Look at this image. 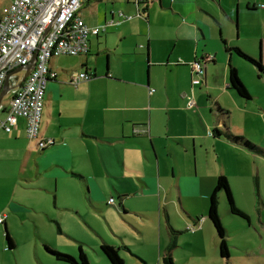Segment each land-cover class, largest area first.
Instances as JSON below:
<instances>
[{"label":"crops","instance_id":"obj_1","mask_svg":"<svg viewBox=\"0 0 264 264\" xmlns=\"http://www.w3.org/2000/svg\"><path fill=\"white\" fill-rule=\"evenodd\" d=\"M12 2L0 9V16ZM263 4L264 0L85 2L78 15L104 31L90 36L88 53L75 55L78 66L63 69L56 61L60 56L49 61L58 76L46 88L39 139L53 143L39 148L38 141L27 136V118L22 116L10 132L0 134V158L14 162L19 174L13 186L16 201L6 206L22 211L34 190L54 192L55 204L61 192L72 193L75 202L104 207L105 216L118 211L125 225L139 230L138 242L150 236L152 252L146 253V264H162L174 231L177 245L171 253L176 264L224 263L208 216L210 196L218 177L225 174L236 198L234 182H242L246 174L230 162L229 153H252L231 143L224 133L228 128L235 133L254 131L256 120H264V90H250V104L229 87L230 60L249 89L256 79L242 74L243 60L227 48L240 46L264 64ZM258 41L260 53L250 45ZM209 55L214 59L205 65L202 84L193 85L191 63ZM77 72L95 76L75 85L71 77ZM258 78L264 80V75L259 72ZM72 98L78 104L70 105ZM197 198L202 199L200 209L193 206ZM172 208L180 214L182 209L196 225L185 226L195 251L184 261L176 255L183 231L172 219ZM3 217L7 227L6 214ZM144 225L154 232L144 233ZM121 239L119 253L124 250L145 262L127 237Z\"/></svg>","mask_w":264,"mask_h":264},{"label":"rangeland","instance_id":"obj_2","mask_svg":"<svg viewBox=\"0 0 264 264\" xmlns=\"http://www.w3.org/2000/svg\"><path fill=\"white\" fill-rule=\"evenodd\" d=\"M9 1L0 0V9ZM250 45H252V51L260 53L262 49L260 41L252 42ZM243 50L253 56L244 48ZM78 59L76 56L56 57L57 63L63 69H72L78 66ZM241 59L243 60L242 74L247 76L248 79L253 78V76L256 79L252 82L251 88H247L252 93L256 91L263 92L264 80L258 78V73L264 75V71L259 70L258 67L242 57ZM10 98L11 94L9 93L3 98L0 120L6 117L4 108L9 104ZM72 99V102L69 101L70 105L78 104V99ZM253 100H248V102L253 104ZM254 126V131L246 128V133H235V131L234 133L244 135L251 142L264 148V120H256ZM3 132L5 131L0 129V134ZM230 148H232V145H230ZM242 152L234 153L231 151L229 159L231 163L237 164V169L243 175L246 174L242 182H234L235 201L249 215L251 221L248 218L231 214L226 194L224 192L220 194L219 210L221 219L223 225L230 230L229 234L231 235L228 237L231 240L229 242L230 257L225 259L222 264H264V156L255 153L256 157L253 153L249 156L247 153ZM237 156L238 158H235ZM250 160L255 164L251 163ZM257 167H260L259 175ZM18 175L17 165L14 162L0 158V214L1 216L6 214L7 230L16 244L14 249L8 248L5 223L0 224V264H70L57 259L50 250L79 257L80 245L83 246L92 264H112L101 251L100 245L104 240L110 245L119 247L124 243L121 235L129 239L134 251L143 253L145 257L144 262L138 257L121 250L120 255L122 253L125 256L124 258L121 255L124 260H127V262L125 261L126 264H146V259H148L146 253L152 252L148 247L150 236L146 238L144 243L138 242L137 240L140 239L139 230L125 225L122 215L118 211L116 212L117 215L107 213V216H105L104 207L93 206L89 201L84 202L81 199L75 202L74 200L77 198L74 199L73 194L68 192L59 194L57 204L60 205H57L54 202V192L48 190L31 191L30 195L26 197L28 204L23 205L25 209L22 211H14L6 206L10 200L14 199L13 186L16 180L15 176ZM115 198L117 199L116 195ZM201 202L202 199L197 198L193 201V206L200 209ZM181 211L184 216L182 212L180 214L172 208L171 215L180 227L178 230L183 231L178 240L176 255L180 261H184L189 259L195 251L191 245L192 235L190 231L185 229V226L187 223L191 224L188 226L190 229L195 224L182 209ZM57 223L61 226L62 232ZM148 232H154V230H150L147 225H144V233ZM129 256L132 259H129ZM157 261L158 259L155 260V262Z\"/></svg>","mask_w":264,"mask_h":264},{"label":"built area","instance_id":"obj_3","mask_svg":"<svg viewBox=\"0 0 264 264\" xmlns=\"http://www.w3.org/2000/svg\"><path fill=\"white\" fill-rule=\"evenodd\" d=\"M87 1L90 0H13L0 16V95L8 78L7 94H11L0 129L10 132L18 123V117H25L27 136L37 140L41 149L53 143V140L39 139L46 88L48 82L58 76L49 66L50 59L88 53L90 36L104 31L101 26H90L78 15ZM208 58L211 60L213 56ZM32 61L34 65L22 81L25 71L14 70ZM193 67L202 74L199 62H193ZM92 77L93 73L77 72L71 77V83L77 85ZM200 81V78L194 79V83ZM114 202V198L108 200L109 204ZM3 222L2 216L0 223Z\"/></svg>","mask_w":264,"mask_h":264},{"label":"trees","instance_id":"obj_4","mask_svg":"<svg viewBox=\"0 0 264 264\" xmlns=\"http://www.w3.org/2000/svg\"><path fill=\"white\" fill-rule=\"evenodd\" d=\"M227 51L229 52V54H232L233 52L237 53L240 57H242L249 63L253 64L254 66L258 67L259 70L264 71V65H263L262 59L250 56L241 47L230 46L229 48H227ZM208 57L209 56H205V57H202L201 60L196 59L194 61V62H199L201 64L202 74L200 75L197 73V70H195V68L193 67V62L191 63V68L193 71L191 82L193 85L202 84L203 82L202 79L205 77V72H206L205 65L214 59L213 57L211 60H209ZM228 66H229V84H230L229 87L233 89L239 96L247 100H251L252 95L249 89L247 88V86L242 81L238 68L231 62V60L229 61ZM93 76H95V73H93ZM197 78L201 79L200 83H194V79H197ZM227 112L229 113V111ZM215 132H219V130L216 129ZM224 135L228 138V140L231 143L235 145L243 146L245 149H247L248 151L252 153L264 155V148L261 147L260 145H257L251 142L244 135L235 134L230 128L226 129V132L224 133ZM222 192L226 194L228 207H229V211L231 214L237 215L243 218H248L249 216L244 210H242L236 204L229 179L225 174H221L218 177L216 186L210 196L208 216L211 219L212 223L214 224L215 229L220 239V255L225 259H229L230 249H229L228 234H227L225 226L223 225L220 212H219V200H220L219 196ZM5 229H6L5 233H6L8 248L14 249L16 247L15 241L10 236L7 230V227H5ZM59 229L61 231L60 226H59ZM177 234L178 233L174 231L173 234L171 235L170 244L168 246V252L165 256H163L162 264H176L171 251L177 245ZM125 248L127 247L125 246ZM100 249L107 256V258L111 261L112 264H126L125 260L119 253L118 247H115L113 245H110L106 241H103L100 245ZM50 252H52L57 257V259L66 261L70 264H92L89 261L88 256L82 247H80L79 249V257H76L75 255H72V254L55 251V250H50Z\"/></svg>","mask_w":264,"mask_h":264},{"label":"water","instance_id":"obj_5","mask_svg":"<svg viewBox=\"0 0 264 264\" xmlns=\"http://www.w3.org/2000/svg\"><path fill=\"white\" fill-rule=\"evenodd\" d=\"M36 56H37V52L35 53V55H34V59H33V60L36 59ZM33 65H34V63H33V61H32V62L28 63L26 66H21V67L17 68L16 70H14V72H15V71H25V72H24V76H23V78H22V81H24V80L26 79V77L29 75V73H30V71H31V69H32V67H33ZM9 85H10V81H9V78H8V79L6 80L5 87H4V89H3V91H2V93H1V95H0V105H1V101H2V99H3V97H4V95H6L7 92H8V90H9Z\"/></svg>","mask_w":264,"mask_h":264}]
</instances>
